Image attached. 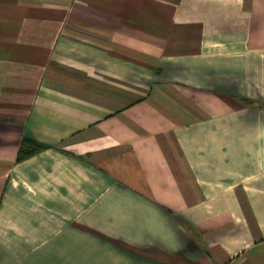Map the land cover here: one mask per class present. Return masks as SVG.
<instances>
[{"label":"crops","instance_id":"obj_1","mask_svg":"<svg viewBox=\"0 0 264 264\" xmlns=\"http://www.w3.org/2000/svg\"><path fill=\"white\" fill-rule=\"evenodd\" d=\"M0 264H264V0H0Z\"/></svg>","mask_w":264,"mask_h":264},{"label":"trees","instance_id":"obj_2","mask_svg":"<svg viewBox=\"0 0 264 264\" xmlns=\"http://www.w3.org/2000/svg\"><path fill=\"white\" fill-rule=\"evenodd\" d=\"M44 145L41 143H38L36 141L33 140H26L23 142V148L21 149V154L20 157L24 156V155H28L32 152H35L41 148H43Z\"/></svg>","mask_w":264,"mask_h":264}]
</instances>
